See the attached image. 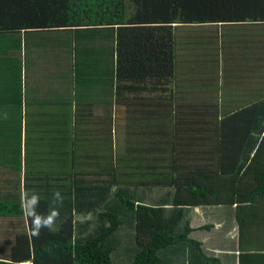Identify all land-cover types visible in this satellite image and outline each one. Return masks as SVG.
Here are the masks:
<instances>
[{
	"label": "trees",
	"instance_id": "1",
	"mask_svg": "<svg viewBox=\"0 0 264 264\" xmlns=\"http://www.w3.org/2000/svg\"><path fill=\"white\" fill-rule=\"evenodd\" d=\"M247 22H264V0H0V33L14 37L5 59L30 74L24 106L9 104L17 166L0 170V216L16 217V231L0 264H116L114 253L121 264H223L191 236L189 212L219 204L197 227L208 230L235 199H264V36L257 48ZM28 102L49 155L22 152ZM56 189L55 230L34 238L20 195L35 191L46 212ZM123 226L136 246L121 259ZM249 261L239 263L264 256Z\"/></svg>",
	"mask_w": 264,
	"mask_h": 264
},
{
	"label": "crops",
	"instance_id": "2",
	"mask_svg": "<svg viewBox=\"0 0 264 264\" xmlns=\"http://www.w3.org/2000/svg\"><path fill=\"white\" fill-rule=\"evenodd\" d=\"M246 24H250L253 36L251 39L257 44L258 48L261 45L259 41H261L264 36V22H247ZM230 47L233 50H240V44L236 41H232ZM4 59L5 57L0 56V62H4ZM19 81L17 100L21 96L19 102L21 101L24 106L27 89L24 79ZM47 111L48 113L50 112L49 105L47 106ZM226 179L227 183L223 182L229 186L228 189L237 191L239 175L233 179H231V177H227ZM210 180H212V178ZM215 205H210L209 208L207 205L191 206L189 212V225L193 228L191 236L200 240L210 254L214 253L218 255L223 264H240V258L247 259L248 263H250L249 259L251 258H262L264 256L262 254L264 253V199H257L255 202L244 203L239 206V209H236L237 204L235 199L232 204L234 207L232 215L233 221H235L234 225L232 223V216L230 213H227V209L224 206L222 221L218 219L214 220L216 223L213 228L198 230L197 227L210 221L212 216L217 214L218 209L212 207ZM236 210L239 212L242 224H239L236 219ZM221 224H228L230 227L221 231L217 230L220 228ZM239 235L242 238L241 245H239Z\"/></svg>",
	"mask_w": 264,
	"mask_h": 264
},
{
	"label": "rangeland",
	"instance_id": "3",
	"mask_svg": "<svg viewBox=\"0 0 264 264\" xmlns=\"http://www.w3.org/2000/svg\"><path fill=\"white\" fill-rule=\"evenodd\" d=\"M13 38V35H4L3 33H0V56L5 57L6 49L10 46V41ZM12 51L17 54V50L15 51L12 49ZM4 60L5 63L0 64V170L4 169V167L10 168V163H13L15 167L17 166L15 162L17 157V136L12 135L15 123L14 119L10 120V117L12 116L11 114H13V110L15 109V103L14 105L9 104L15 102L17 99L19 93V80H23L25 72L30 75L29 72L26 71V67L22 66V71H20L18 60L15 59L13 60V62H7L6 59ZM33 112L34 108L31 106V103L28 102V104H26V113L25 115H23L22 118V152L24 154L25 151H27V156H29L30 153L33 154L35 151H41L44 155L45 152H47L49 155L50 145L49 142L45 139V133L43 132L42 127H38L40 129L41 134H39L37 138L34 137L33 130L34 126L36 127V125L34 123L35 119L33 117ZM117 114L119 115V120L115 121L114 123L115 126L113 127V130H115V132L113 133V138L115 143H122L125 137V116L122 112H120V110H118ZM8 120L11 122H9ZM5 122H9L7 128H5ZM24 127L27 128L26 135H24ZM42 136L44 138L43 141H41L40 139V137ZM14 218L16 217L0 216V242L7 241L8 239L5 237H11L12 233L16 231L11 225L14 222ZM124 230H126L128 233L130 232L126 229L125 226H123L113 235V239L118 242L116 254L120 252L121 259H124L126 256L127 258L128 256H130V253L129 251H127V248H131L132 246H134V244L136 246L134 235H132L133 238H130V235H123V237L120 235V233L124 232ZM115 257L116 255L114 253L113 261L116 264H121L117 263ZM121 262L128 261L125 259V261Z\"/></svg>",
	"mask_w": 264,
	"mask_h": 264
},
{
	"label": "clouds",
	"instance_id": "4",
	"mask_svg": "<svg viewBox=\"0 0 264 264\" xmlns=\"http://www.w3.org/2000/svg\"><path fill=\"white\" fill-rule=\"evenodd\" d=\"M65 197L59 189L51 194V201L48 211L39 212L41 198L35 191L25 190L20 195V207L23 213L30 220V234L34 238H39L42 231L55 230L56 221L60 216V208L63 207Z\"/></svg>",
	"mask_w": 264,
	"mask_h": 264
}]
</instances>
